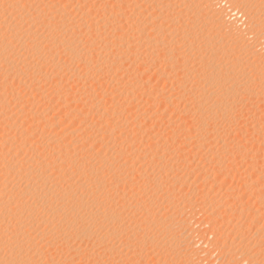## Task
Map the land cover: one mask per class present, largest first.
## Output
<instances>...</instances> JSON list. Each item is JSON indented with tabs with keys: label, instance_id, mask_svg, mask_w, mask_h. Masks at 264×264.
I'll return each instance as SVG.
<instances>
[{
	"label": "bare ground",
	"instance_id": "obj_1",
	"mask_svg": "<svg viewBox=\"0 0 264 264\" xmlns=\"http://www.w3.org/2000/svg\"><path fill=\"white\" fill-rule=\"evenodd\" d=\"M261 212L264 0H0V264H261Z\"/></svg>",
	"mask_w": 264,
	"mask_h": 264
},
{
	"label": "rangeland",
	"instance_id": "obj_2",
	"mask_svg": "<svg viewBox=\"0 0 264 264\" xmlns=\"http://www.w3.org/2000/svg\"><path fill=\"white\" fill-rule=\"evenodd\" d=\"M223 2H225V1H223ZM221 3V6H223V7H221V8H224L225 6L227 7V4L226 5H222V2H220ZM220 3H219V5H220ZM220 8V7H219ZM233 13V14H232ZM238 14H241V13H239V12H228V17L227 18H229L230 20L231 19H233V18H235V19H233V20H231V21H237V23H239V24H241V25H239L238 24V26L240 27V26H242V27H246L247 28V22H243V15H238ZM237 16H239V19H237L238 17ZM242 20V21H241ZM244 21H246V20H244ZM240 22H243V24L242 23H240ZM246 25V26H245ZM241 27V28H242ZM157 80L158 79H155V81L154 80H152L151 81V83H152V85H154V84H161V86H163L162 85V83H160V82H157ZM153 82H154V84H153ZM145 107V106H144ZM147 108V107H146ZM203 157H204V159H203ZM202 157V159H200V162H201V164L203 165L204 163H205V166H206V169L208 168L207 167V155H204ZM206 157V158H205ZM204 160V161H203ZM206 160V161H205ZM199 162V163H200ZM203 162V163H202ZM243 171H241V173H242ZM240 173V174H241ZM239 174V175H240ZM215 175V176H214ZM194 177H192V179L191 180H195L198 176H197V174H194L193 175ZM216 176H217V174L216 173H213L212 174V176H211V179L212 180H214L215 178H216ZM244 176L245 177H247V174L245 173V172H243V178H244ZM213 177V178H212ZM239 177H241V176H239ZM236 180L238 179V175H237V177L235 178ZM235 179H233V180H235ZM232 181V179H228V180H222V179H219V181L218 182H220V181H222V182H220V183H218V185H221V184H223V186L224 187H222V189H220L219 191H218V193L217 192H215L214 194H215V197H218V198H221V195H223V194H225V192H226V190L228 189V190H230V188L231 189H238V180L236 181ZM227 181V182H226ZM230 181V182H229ZM227 183V184H226ZM226 185V186H225ZM224 188V189H223ZM222 190V191H221ZM244 190H241L240 191V193L241 194H239L242 198H243V200L242 201H244V203L242 204V206L243 205H247V204H249V202H251V199H250V201L249 200H247V199H249L248 197H250V194H249V192H244V193H242ZM221 192V193H220ZM217 194V195H216ZM247 194V195H246ZM244 196V197H243ZM245 201H247V202H245ZM231 205H232V203H230ZM241 206V205H240ZM241 206V207H242ZM200 214H202V215H200ZM199 215H200V217H198L199 219H204L205 217H207V214H203V213H200ZM244 220H246V221H244ZM259 221V222H258ZM247 222V223H246ZM236 223H238L239 225H241V223H242V225H243V223L245 224L244 225V230L245 229H247L246 231L247 232H250V233H246L244 230L242 231V233L241 234H239V233H237L238 234V236H236V237H233L234 238V242H235V245L237 244H240V243H242V242H244L245 244H246V241L248 242V244H249V242H251V240H252V242L251 243H253L254 241H256L257 240V237H258V235H257V233L258 234H261L262 232L264 233V212H261L260 213V216H257V218L254 220V222L252 223V224H250V223H248V221H247V219H237L236 220ZM252 225H253V228H251L252 227ZM259 229V231H261V232H258L257 230ZM263 233L259 236V238H258V240H257V242H259L258 243V245H259V247H257V248H259V250H260V246H261V249L264 251V248H262L263 247V245H264V242H262V241H264V235H263ZM210 233H207L206 235H205V238L206 239H208V238H210V235H213V236H211V239H208V240H212V239H214V234H210ZM245 234H247V235H245ZM254 234V235H253ZM240 235V236H239ZM243 235H245V236H243ZM256 236V237H255ZM254 237V238H253ZM251 238V239H250ZM254 240H253V239ZM263 238V239H262ZM248 239V240H247ZM259 239H261L260 241H259ZM263 243V244H262ZM206 243L205 242H203V244H201V247L202 246H204ZM262 244V245H261ZM206 246V245H205ZM240 246H242V245H240ZM239 245L237 246V247H240ZM206 248H207V246H206ZM261 264H264V263H262L261 262Z\"/></svg>",
	"mask_w": 264,
	"mask_h": 264
}]
</instances>
